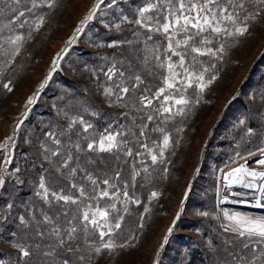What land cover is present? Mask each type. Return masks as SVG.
<instances>
[{
    "label": "rangeland",
    "instance_id": "374dc122",
    "mask_svg": "<svg viewBox=\"0 0 264 264\" xmlns=\"http://www.w3.org/2000/svg\"><path fill=\"white\" fill-rule=\"evenodd\" d=\"M152 2L116 0V4L109 7L111 0H104L96 9V15L83 24L81 22L99 0H56L51 9L37 0L39 6L31 12L27 9L32 7V0H21L19 4H11L15 11L6 8L0 16V36L5 39L15 35L24 37L15 55H12V45L3 44L9 50L8 55L0 51V145H5L0 150V164L6 157L11 158V163L7 164L6 185L0 189V264H61L66 257L73 264H80L77 260L80 252H65L68 247L66 230L77 227L72 246L79 245L82 252L90 241L98 244L97 233L86 237L80 231L85 223L82 214L89 211L87 205L95 210V207H106L115 201L81 197L79 205L64 204L54 201L49 194L52 202L48 203L36 195L41 191L38 187L40 177L43 175L46 181L51 180L55 191L64 188L65 193L79 196L70 185L75 183L91 192L86 173L90 172L97 179L99 192L107 187L99 181L106 176L113 177L116 170L121 172V179L110 180V183L121 189V200L125 199L123 184L127 182L129 195L139 203L116 202L124 220L112 239L117 245L127 246L118 247L111 254L107 249L98 256L92 253L91 264H203L168 234L181 207L183 212L173 233L194 236L207 253L208 264H239V256L250 258L252 246L245 249L246 240L224 231L223 226L230 223L224 212L256 215L264 210L232 203L240 198L231 193L245 190L228 188L225 176L245 164L250 169L264 171V166L256 163L264 158L258 151L264 147V101L261 100L264 95V13L255 21H248V34L235 38L215 37L213 44L205 46L225 44L226 53L222 59L198 57L200 65L197 67L209 69L204 73L205 82L213 75L216 79L203 92L194 82L193 87L183 93L191 101L184 107L183 114L166 120L168 114L156 111L163 97L153 99V105L143 110H138L141 106L135 100L145 89H150L146 94L152 98L158 88L165 86L164 77L170 75L167 63L171 53L166 51L164 38L132 23L139 18L138 10ZM20 11L25 15L19 16ZM39 16L44 17V23L37 29L35 22ZM124 16L128 21H122ZM13 19L14 23H10ZM21 23L24 27H20ZM224 26L233 27L227 21ZM77 27L84 31L76 33ZM74 35L78 39L69 45L67 41ZM149 35L153 36L152 40L147 39ZM110 44L114 46L109 47ZM64 49L67 52H63ZM57 54L64 58L58 60V68L53 72L52 62ZM178 59L171 56L172 62ZM113 65L125 73L124 78L117 73L108 79L105 73ZM175 70L182 71L178 67ZM50 72L51 79L41 89L40 85ZM133 73L140 75L143 83L131 94L133 99L125 96L124 100H117L116 84L123 80V86H130L133 81L127 77ZM5 83L12 91L4 87ZM106 88H112L114 94L105 95ZM165 94L174 92L167 90ZM29 97H34L32 104L27 103ZM168 106H172L171 102ZM177 107L180 106L173 107V112ZM148 115L154 117L153 121H147ZM73 118H82L92 128L84 132L83 126L77 123L69 129ZM141 124H147L144 136L139 135ZM158 127L164 132L153 131ZM248 128L253 129L252 134L248 133ZM105 130L123 133L117 135V140H127V145L112 153L88 152L86 144L99 139L100 134H107ZM48 132H55L61 144L56 145L46 135ZM165 134L170 137V144L163 157H159ZM75 144L80 145V151L74 148ZM66 148L72 150L74 160L70 167L77 168L75 175H70L68 169H61L63 175L56 172L63 157L52 156L51 151L65 152ZM128 148L132 149V156L125 155ZM137 152L141 155L137 156ZM151 154L158 155L156 164L152 163ZM145 167L151 173L148 180L144 179ZM134 171L140 172L135 180L132 179ZM153 192L158 196L153 198ZM9 204L11 207L7 206ZM124 207L128 212L123 211ZM201 212L208 215H200ZM45 214L52 217V223H38ZM22 216L26 223H21ZM53 227L61 229L66 243L63 247L57 246L52 255L44 256L42 253L49 251V246L59 239L52 233ZM38 229L44 232L43 237L36 234ZM88 231H92L91 227ZM166 235L168 242L165 244ZM18 244L31 251L30 258L21 257Z\"/></svg>",
    "mask_w": 264,
    "mask_h": 264
},
{
    "label": "snow or ice",
    "instance_id": "6c2138e0",
    "mask_svg": "<svg viewBox=\"0 0 264 264\" xmlns=\"http://www.w3.org/2000/svg\"><path fill=\"white\" fill-rule=\"evenodd\" d=\"M21 0H0V16L3 15L5 9L15 11L11 8V4H19ZM42 2L49 8H53L56 4V0H42ZM104 3V0H99L93 9L90 11V14L85 17L84 21L91 20L96 15V9L100 7V4ZM116 4V0H111L112 6ZM37 0H32V7L28 8L27 11L31 12L32 8L38 7ZM153 12L154 15L147 16L146 13ZM262 13H264V0H153L152 3H149L146 7H142L138 10L139 18L132 21V23L139 25L142 28H145L148 32L159 34L166 41V51L171 53V56H177L179 59L176 62L171 61V56H169L167 63V69L170 75L164 77L163 84L164 87L157 89L153 93V97L150 98L146 93L150 89H145L138 98L135 100L141 106L138 110H143V108H148L153 105V99L160 100L163 97V103L159 108L156 109L158 114H168L165 119L171 118L173 115H181L184 112V107L190 104V100L186 98L183 94L187 88L193 87L195 82L196 87L200 92H203L207 85L211 84L215 79V75L208 78L205 82L204 73L209 71L208 68H198L200 61L198 57L201 56H211L216 59H222L226 53V47L224 43L219 44L218 47L215 45L213 47H205L206 45L213 44V38L215 37H229L235 38L237 36H244L249 33V24L248 21H255ZM24 11L19 12V16H24ZM122 21H128V17L124 16ZM227 21L228 24L233 27L230 29L227 26H224V22ZM10 23H14V19L10 20ZM26 23V22H25ZM44 23V17L39 16L35 22L36 28L38 29ZM119 28V24L115 25ZM7 27V26H5ZM20 27H24V24L21 23ZM84 29L81 27L76 28V33L83 32ZM207 33V35H204ZM179 37V38H177ZM78 37L76 35L69 38L67 43L69 45L73 44ZM148 40H152L153 36L149 35ZM0 40L3 41L0 44V51L4 55L9 54V50L3 47V44H8L14 46L12 49V55H15L19 52V45L24 40V37L21 35L9 36L6 39L3 36H0ZM131 44V41H128ZM109 47L114 45L110 44ZM159 45H157L156 50L158 51ZM67 52V49L62 50ZM190 57V59H189ZM63 55L57 54V57L53 59V69L56 71L58 68V60H63ZM156 59L159 60V55L156 56ZM147 60V57H145ZM163 66V65H161ZM181 69L182 71H176V68ZM214 67V65H212ZM119 74L121 78L125 77V73L120 69L116 68L113 65L112 68H109L105 75L108 76V79L111 80L112 77L116 74ZM52 73L48 74V77L45 79L44 83L40 85V88L43 89L47 84L48 80L51 79ZM128 80L133 81L130 86H123V80L121 83L116 84V88L119 89L116 95L117 100H124L125 96H128L129 99H133L132 93L134 90L139 88V85L143 83V79L138 74H131L127 77ZM182 86V87H181ZM4 87L8 91H12L8 83L4 84ZM167 90H173L174 94H165ZM104 94L107 96H112L113 89L106 88ZM261 100L264 101V95H261ZM34 102V97H29L27 103L32 104ZM171 102L172 106H168ZM199 101L197 100V103ZM180 106L176 108V111L173 112V107ZM125 115H127L125 113ZM154 117L152 115L147 116V121H153ZM81 124L83 126V131L88 132L92 128L91 124L85 122L82 118H73L68 125L71 129L75 124ZM161 123H164L162 121ZM241 124L244 123V120L240 121ZM140 136H144V129L147 127V124H141L140 126ZM107 134H100L99 139H93L86 144V150L88 152H108L112 153L114 150H121L123 146H126L127 140H117V135H123V133L113 134L107 132ZM153 131L164 132L163 128H155ZM248 133L252 134L253 129L248 128ZM63 134V133H61ZM47 136L53 139V142L56 145H60L61 141L55 132L46 133ZM11 139V138H9ZM87 139V137L85 138ZM6 144V142H5ZM170 144V137L165 134L163 135L162 147L159 152V157H163L164 150ZM142 147H147V145H141ZM5 145H0V150H2ZM74 148L77 151L81 150L79 144H75ZM47 151V150H46ZM151 152V150L149 149ZM261 156H264V147L258 149ZM52 156H62L63 161L56 169V172L61 173V169H68L70 175H75L77 172L76 167H70V163L74 160L72 150L67 149L65 152L59 150L51 151ZM125 155L132 156L133 152L131 148H128L125 152ZM137 156L141 155L140 152L136 153ZM239 155V154H237ZM249 155H256V153H249ZM78 161V157L75 158ZM119 160V156L116 157ZM151 161L153 164L158 162V155L151 154ZM94 162V161H89ZM11 163L10 156L6 157L3 164H0V189H3L6 185L5 175L7 174V164ZM256 163L264 166V158L256 160ZM84 171V169H80ZM19 171V169H16ZM143 171L147 174L144 179L148 180L151 177V173L148 172V168L145 167ZM167 171V169H165ZM63 175V173H61ZM140 175L139 171H134L132 179L135 180L137 176ZM248 177L250 179H245ZM85 179H87L91 184V192L87 190L86 187H78L77 184L73 183L70 185L72 189H76L79 192V196H74L65 193L64 188H60L59 191L53 190V185L51 180H47L42 175L40 177L39 189L36 193L37 196H40L45 202L51 203L48 197L49 194L54 201H63L64 204H76L79 205L81 197L87 200H96V199H111L115 202L108 204L106 207H95V210H92L91 205H87L89 211H84L82 214L83 227L80 231L84 232L86 237L92 236L93 233H97L99 237V243L97 244L94 241H90L86 247V251H81L79 245L75 247L72 246V241L76 239L75 233H77V227H72L70 230H66V236L68 237L67 243L68 247L65 249V252L68 254H75L80 252L81 254L77 257V260L80 264H91L93 260L92 253H95L97 256L105 249L109 253L115 252L119 248L126 247V244L117 245L112 239L114 234H117V230H120L122 227V221L124 216L120 214V209L117 208V203L126 204L139 203L138 200L133 199L127 191L129 185L127 182L123 184V197L124 200H121L119 193L121 189L115 184L110 183V180L121 179V172L119 170L115 171L113 177H105L99 183L106 185L107 187L97 192L98 181L93 175L89 172L86 173ZM225 179L229 181L227 185L228 188L239 187L245 191L232 192L231 195L239 197L238 200H232V203L244 204L248 207L264 210V171H256L250 169L246 164L240 165L237 168L232 169L231 172L227 173ZM108 188L114 189L111 193ZM64 193V194H61ZM152 197L155 198L158 196V193L153 192ZM188 196V192H185V199ZM227 201V197H225ZM183 205V201L181 202ZM11 207V205H7ZM79 211V208H77ZM124 212H128L127 207L123 208ZM91 212V215L89 214ZM183 212V207L177 212L175 219L172 221V226L168 228V234H172L176 225V222L180 219L181 213ZM67 215V213H65ZM200 215L207 216V212H201ZM225 217L230 222L227 225H224L225 232H231L237 237L246 240L247 242L243 244L245 249H249L250 245L251 250L249 253L250 258L245 256H239L237 259L239 264H264V212L261 214L250 215L248 213L240 211H228L224 212ZM21 223H26L24 217H20ZM38 223H52V217H49L47 214L43 216V220ZM71 223V221H69ZM143 225H141L142 227ZM91 227L92 231L89 232L88 229ZM52 233L58 237L55 245H50V250L42 253L44 256H50L55 251L57 246L63 247L66 243V240L61 236V229L59 227H53ZM38 236L43 237L44 232L37 230L36 233ZM107 237V239H105ZM168 242V235L164 237V243ZM164 245L162 244L161 247ZM19 248L22 258H30L32 253L31 251L22 244L16 245ZM39 247V245H37ZM159 255V253H157ZM61 264H73V261L66 257L62 260Z\"/></svg>",
    "mask_w": 264,
    "mask_h": 264
},
{
    "label": "trees",
    "instance_id": "16d2710c",
    "mask_svg": "<svg viewBox=\"0 0 264 264\" xmlns=\"http://www.w3.org/2000/svg\"><path fill=\"white\" fill-rule=\"evenodd\" d=\"M171 239L187 247L192 257L198 259L203 264H208V255L200 247L194 236L185 233L174 232L171 235ZM2 258L4 257L2 256Z\"/></svg>",
    "mask_w": 264,
    "mask_h": 264
}]
</instances>
